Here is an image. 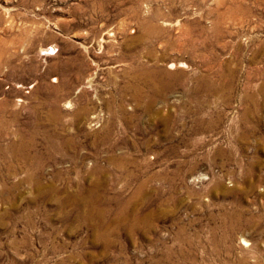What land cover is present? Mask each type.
<instances>
[{
  "label": "rangeland",
  "instance_id": "374dc122",
  "mask_svg": "<svg viewBox=\"0 0 264 264\" xmlns=\"http://www.w3.org/2000/svg\"><path fill=\"white\" fill-rule=\"evenodd\" d=\"M0 264H264V0H0Z\"/></svg>",
  "mask_w": 264,
  "mask_h": 264
}]
</instances>
